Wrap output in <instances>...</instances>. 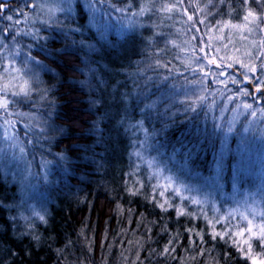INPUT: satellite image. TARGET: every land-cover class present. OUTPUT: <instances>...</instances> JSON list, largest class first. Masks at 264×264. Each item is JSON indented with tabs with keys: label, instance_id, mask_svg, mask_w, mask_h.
I'll return each instance as SVG.
<instances>
[{
	"label": "rangeland",
	"instance_id": "374dc122",
	"mask_svg": "<svg viewBox=\"0 0 264 264\" xmlns=\"http://www.w3.org/2000/svg\"><path fill=\"white\" fill-rule=\"evenodd\" d=\"M4 2H7L9 8L12 9L8 14L13 15V19H18L21 23L15 24L3 19L0 20V27L7 25L10 31L19 30L21 33L30 30L35 32L40 29L42 35L49 37L46 42L41 41V43L46 44L48 57L58 52V49L65 47L70 52L84 58L86 76L81 81L84 97L91 105H93L92 101L96 100V104L101 110L98 114L92 115L93 123L81 141L82 148L71 145L63 149L57 145L61 139L68 137L69 134L63 130V134L57 133L55 135V139L50 144V152L52 154L63 153L67 158V163L60 168L52 167L48 176L49 183H41L36 189H32L21 183L22 176L19 174L15 180L12 176L0 174V187L3 188V194L6 193V196L3 197L0 189V238L4 235L3 232L7 227L13 231L12 235L10 234L11 237L15 239L16 235L17 240H19L21 233L25 232L29 235L22 236L31 238L45 233L49 234L48 231L55 228L52 226L54 210L60 205L61 207H73L72 209L77 210L87 205L88 202L91 203L92 200L108 196L112 204V213L106 219L101 243L97 245L93 232L81 238L82 244L75 236L73 237L75 239L73 244L65 246L61 244L63 247L57 248L54 246L52 249L54 255L45 258L46 260L42 259L41 264H81V261L83 264H102L103 260L106 264H141V261L143 264H250V261L237 251L231 241L225 244L219 237L216 240L211 238L212 228L207 220L199 214V208L196 205L189 206L190 211L197 212L196 219L181 216L177 220L173 210L170 209L166 213L161 212L159 208L153 210V205L145 199L146 196H151V184L155 183L154 179H150L152 173L160 169L162 175L174 174L184 183L193 186L194 191L185 192L184 195L207 200L204 205V212L207 214L208 220L222 215L226 216L227 213L231 212L233 216L228 217L231 224H241L246 228L247 221L240 219L241 213L248 215L249 219H253L249 211L250 208L255 207L257 212L264 211V191H262L264 189V117L258 113L257 117L254 118L249 111H245L242 107L244 102H248L252 103L255 109H264V102L256 104L249 97L239 95V88L254 91L252 85L240 83L238 87L237 84L231 82V79L243 81L241 73H244L246 69L240 66L241 63L250 66L252 64L259 65L261 60H257L255 57L264 52V47L261 46L264 42V32L257 30L250 33L248 31L243 20L244 7L234 0L233 8L224 7L220 11L214 9L215 14L209 15L208 9L205 7L207 0H182L179 7L173 9L170 14L148 12L144 16H133L131 12L139 11L142 3L147 5L150 2V0H134L135 9H130L128 14L113 13L114 18L109 21L112 27L108 33V43L101 47L97 43L96 28L90 26L86 12L76 9L75 0L72 5L74 12L71 22L65 21L64 14L55 10L57 0H4ZM164 2L171 5L177 3V0H157L156 6L159 7L160 3ZM114 3L120 7L126 5L124 0H114ZM25 4H34L36 7H25ZM190 6L194 9L193 19L199 23L201 20L204 21V23L199 24V30L201 36H204L202 40L207 38L211 53L207 52L208 47L206 46H202L200 49L201 45L199 44L198 49L196 48L191 56L190 47L186 43L178 41L179 33L184 29L183 25L186 22L185 10ZM21 9H23L24 15H15ZM167 14L171 16V19L165 17ZM25 15L27 20H25ZM76 25H79L82 31L71 34L67 38L60 31L63 26H66L64 28L66 31L67 27H75ZM233 25H240L241 27L237 28ZM121 31H123V35L120 34ZM0 40H4L2 35H0ZM29 40L28 36L22 34L17 37L16 41L10 38L5 40L8 47L0 46V86L17 75L10 71L5 73L4 67L10 66L13 61L17 68L21 67L20 57H14L12 53L15 49L26 48ZM81 40H84L85 44L93 45L96 51L89 53L87 48L81 50ZM202 40L201 43H205V40L203 42ZM32 43L35 44V41ZM151 45L158 48L160 55L165 50L170 53L163 55L173 57L178 63L180 61L185 62L186 68L192 71L193 79L190 81L191 84L184 81L186 88L183 90L190 89L189 96L192 98H195L193 93L206 96L205 104L211 105L206 125L209 138L206 143L203 141L202 147L194 152L189 164L192 172L199 173L200 177L215 175L214 171L210 169L215 168L214 159L220 150L222 133L217 130L216 135H212L214 131L212 127L213 117L216 118V123L225 126L235 118V128L241 130V135L250 137V151L243 158L241 165L243 171L237 182L236 191L233 190L231 177L233 166L241 160V157L236 154L240 144V136L236 134L235 130L228 136V146L231 152L225 156L224 160L222 191L201 187L203 182L194 176H184L175 170L168 171V169H173V165L166 161V156L171 153L172 146L180 148L177 139L181 135L177 131L173 144H170L172 140L170 133L166 132L164 133L166 135H161L158 129L153 128V119L151 122L145 121L147 125L144 126L159 133L156 137L157 140L168 145L167 148L162 149L166 155L157 156L151 148L141 149L144 159H138L133 155L136 148L131 143L132 137L126 134L124 127L120 125L121 118L129 115L124 111L126 101L123 97L125 93L131 96L137 91L136 89L131 90L134 73L140 58L145 54L143 50ZM158 50L154 49L155 52L150 51V54H156ZM32 52L37 59L45 57L35 47ZM192 59L196 60L195 67L191 63ZM208 59H214L215 63L209 65ZM217 64L223 65V67H217ZM229 64L232 66L227 67ZM120 67L123 70L119 69ZM201 68L203 71L200 70ZM205 72L209 74L205 76ZM221 72H224L225 75H220ZM39 76L43 81V86L51 88L53 84L52 74L41 70ZM12 82L20 83L19 80ZM115 84L117 87L110 89ZM97 85L101 86L97 87ZM230 96L232 97L231 101L228 100ZM238 105L241 106L238 107ZM28 107L22 106L18 110L27 112L30 110ZM205 110L207 111V109ZM182 115L183 113H181ZM191 115V113L188 114V116ZM133 116L138 117L136 114L128 116L129 123L133 122ZM9 119L18 121L15 127L16 133L20 140L26 144L27 137L24 135L25 122L23 119L17 116L9 117ZM186 121L182 120L180 123ZM200 121L203 122L202 115ZM249 122H251L249 131L244 132L243 129L249 127ZM94 125L98 130L93 129ZM203 127H205L204 124ZM0 133H2V129H0ZM140 136L143 139V133H140ZM210 139L212 142L209 146L208 141ZM111 152H116L117 162L130 161L133 158L135 166L139 165L135 169L136 180L139 179L143 182L142 191L147 190V192H142L141 198L139 195L135 197L127 195L124 185L123 189L120 190V185L125 178L121 175L123 164H116L114 168L112 167V172H109L110 167L105 168L112 157ZM196 154L200 156H198L199 159L196 158ZM32 155L35 156L33 171H39L37 166L41 160L40 152L32 150ZM32 155H29L28 159H32ZM153 157L157 158L153 161ZM48 158L52 159V156L49 155ZM176 159L183 162V158L179 154ZM148 161H153L151 169L148 167ZM107 180L109 181L108 184ZM104 183H106L105 186H103ZM166 195H171V193H166ZM179 200L180 198L177 196L172 202L178 203ZM253 201L256 202L255 205ZM184 203L188 204V201L185 200ZM117 204L121 206L120 209L117 208ZM33 208L39 212H46L47 223H42L31 216ZM129 208L134 209L131 214H129ZM141 213L144 214L143 217H141ZM12 216L17 218L15 223L11 220ZM23 217H30V219L25 220ZM33 220H35L34 224L32 223ZM152 221H156V223H152ZM261 222L259 215L253 220L254 225ZM161 225H167L168 231H162ZM149 227L151 228L150 232L148 231ZM187 227H194L196 231L201 232L204 236V243H201L198 237L193 236L195 245H190L189 233L185 230ZM215 228L218 231L223 230L225 224L223 222L216 223ZM253 230L257 231L256 228ZM231 231H239V229H229V232ZM173 237H177L174 252L165 256L152 253V249H156L157 252L161 251L166 242ZM247 237V232L238 237V241L245 251H247V245L243 241ZM251 243L253 244V253L260 252L257 247L259 241L253 239ZM58 249L62 251L58 252ZM225 252L228 253L227 258ZM9 254L11 256L0 255V264H16V261H19L18 258H22L17 250L13 253L9 252ZM137 255H139V259H137ZM260 258L257 256L258 260ZM104 262L103 264H105Z\"/></svg>",
	"mask_w": 264,
	"mask_h": 264
},
{
	"label": "snow or ice",
	"instance_id": "6c2138e0",
	"mask_svg": "<svg viewBox=\"0 0 264 264\" xmlns=\"http://www.w3.org/2000/svg\"><path fill=\"white\" fill-rule=\"evenodd\" d=\"M73 2L74 0H57L55 10H58L64 14L65 21H73ZM239 2L242 7L245 9V14L243 20L245 21V26L248 27V31L251 33L253 31L259 30L264 32V0H236ZM182 3V0H177V3L169 5L168 3H160V6L157 7V0H150L149 4H141L139 11L131 12L133 16H144L148 12L153 13H171L173 9L179 7V4ZM36 7V5L25 4V7ZM76 9H79L83 12H86L88 19L90 21V26L96 28L98 41L97 43L103 47L108 43V33L112 25L109 23L114 17L113 13L128 14L131 8V4L126 7L117 6L114 3V0H75ZM205 7L208 9L209 15H214V9L217 11L222 10L224 7L233 8L234 0H207ZM54 11L53 9H49ZM12 9L9 8L7 2L0 0V20L6 19L15 24H20V20H14L13 15L8 14ZM230 14V13H229ZM15 15H24L23 9L19 12H16ZM167 18L171 19L169 15ZM118 19V18H117ZM25 20L27 16L25 15ZM188 20L192 21L193 17L188 16ZM200 23H204L203 20ZM195 26V22H193ZM61 27V33L67 38L69 35L81 32L82 29L79 25L75 27H67L65 31ZM123 28V26H121ZM233 27H241L240 25H233ZM25 35L30 38L29 43H27L26 48L15 49L12 53L14 57H20L19 63L21 64L20 68L15 66L13 61L10 66L4 67V72L16 73L17 75L12 77V80L4 83L0 86V174L4 176H12L15 180L17 174L22 176L21 183L26 184L32 189H36L37 186L41 183H49V173L53 166L60 168L63 164L67 163V158L63 153L52 154L50 152V144L55 139L57 133L63 134V130L56 126L55 121L52 119L55 114V103L54 100L50 98L52 89L43 86V81L40 79L39 72L41 70L50 72L51 69L44 64L42 60L37 59L36 55L33 54L32 49L35 47L39 53H42L46 58L49 53L46 48L45 43L41 41H47L48 36L42 35L41 30L37 29L35 32L28 31L21 33L17 30L12 32L9 30L7 25L0 27V35L4 37V40H0V46L8 47V44L5 42L7 39L16 41L17 37L20 35ZM123 35V31L120 32ZM160 35V34H156ZM35 41V44L32 43ZM17 43H20L17 41ZM75 44V41H73ZM262 47H264V42H262ZM81 50L87 48L89 53L95 52L96 48L93 45L85 44L84 40L80 41ZM65 54H69L65 52ZM159 50L156 52V56L159 57ZM207 58V57H205ZM257 60H261L259 65L252 64L251 66L245 63H241V67L245 68L246 71L241 73L243 75V81H238L237 79H231L233 84H237L239 87L240 83H247L252 85L253 90L246 88H239V95L244 97H249L256 104H261L264 102V52H261L255 57ZM5 59H7L5 57ZM215 63L214 59H208V64L211 65ZM217 67H223V65L217 64ZM229 64L227 67H231ZM148 67H153L151 64ZM166 68L167 65L162 63L157 59L155 63V68ZM153 68V70H155ZM171 71V69H167ZM203 71V69H200ZM140 76H144V72L141 71ZM209 73L205 72L204 75L207 76ZM220 75H225L224 72L219 73ZM19 80L20 83L16 84L12 81ZM190 84L192 82H189ZM101 85H97L100 87ZM106 86V85H104ZM138 90L134 94H124V101H127L129 98L140 107L141 119L131 122L125 126V117H122L120 120V125L124 127L126 134L132 137L131 143L136 151L133 153L138 159H144L143 152L141 149L151 148L157 156H165L166 153L162 151L168 147L166 143H161L157 140V135L155 130H149L145 128V121L151 122L153 115L155 118L160 119L165 123V126H168V122L175 124L176 119L181 113L187 117L185 133L177 139V143L180 144V148L172 146L171 153L167 154L166 161L171 162L173 169H168V171L179 172L184 176H194L201 180L203 183L201 187H209L214 190L223 189V184L221 181L224 179V160L225 156L231 152L230 147L228 146V136L234 130L238 136H240V144L236 150V154L241 157V160L238 161L233 166V174L231 177L233 190L236 191V185L240 179L241 173L243 171L242 163L243 158L246 153L250 151L249 139L250 137H245L241 135V130L235 128L236 119L229 121L227 126L223 124H218L215 122L216 118L213 117L212 127L214 129L212 135H216L217 130L219 133H222V139L220 143V150L214 159L215 168L210 169L214 171L215 175L209 177H200L199 173H194L190 170L189 164L192 160L193 154L199 147H202L201 140L207 141L209 135L207 133V122L209 119V111L211 110V105H206L205 100L206 96L200 94L197 95L193 93L195 98L189 96V91L184 90L181 92L176 89L175 85L169 83V77L167 75L163 76L162 79L157 80L154 77H147L143 87L139 86L137 83ZM155 96L156 99L153 100L152 97ZM180 96H183L184 99H179ZM228 100L231 101L232 97H228ZM93 104H96L97 101L93 100ZM183 105V107H177V105ZM22 106H29L30 110L27 112L19 111L18 109ZM241 105H238L240 107ZM242 107L245 111H249L252 117H257L258 113L261 117H264V109H255L252 103L244 102ZM175 109V111H173ZM207 109V111L205 110ZM223 111V109H222ZM191 113V117H188V114ZM201 115L203 116V123L205 127L201 129L200 121ZM17 116L23 119L24 123V135L27 137L26 144L20 140L18 134L16 133L15 127L18 121L9 119V117ZM251 126L249 122V127L243 129L244 132H248ZM94 130H98L96 126H93ZM140 133H143V139H141ZM191 145V147H188ZM187 149V151H184ZM32 150H38L40 152L41 160L37 166L39 171H33V161L35 156L32 155ZM181 155L183 162L177 160V155ZM32 155V159H28V156ZM51 155L52 159H49L48 156ZM157 157H153V161ZM153 161H148V167L151 169L153 167ZM137 168L139 165L136 166ZM167 167V165H165ZM132 173H129L130 180H126L125 191L130 196L141 195V189L144 187V184L141 180L137 179L131 181ZM155 183L151 184L152 194L150 197L146 196L145 199L153 205V210L159 208L161 212H169L173 210L176 214L177 220L181 216H188L191 219L197 218L196 211H190V205H196L199 208V214L207 220L208 224L212 228L211 238L216 240L219 237L220 240L224 241L225 244L232 242V245L236 247L237 251L241 253L247 260L250 261V264H264V211L257 212L255 207L249 209L252 214L253 219H249L248 215L241 213L240 219L247 221V227L245 228L241 224L232 225L228 217H232L233 213L229 212L227 215H222L219 217H214L212 220H208L207 214L204 212V205L207 203V200H201L191 195H184L185 192L191 193L194 191V188L190 184L184 183L179 177L173 175L164 176L162 175V170L157 169L152 173V177ZM35 181V183H33ZM131 181V182H130ZM139 185V187H137ZM264 191V189H262ZM166 193H171V195H166ZM179 196L180 200L178 203H173L172 201ZM187 200L188 204H185L184 201ZM26 203V201H23ZM255 201L253 204L255 205ZM11 207V206H9ZM117 208L120 209L121 206L117 204ZM121 211H123L121 209ZM129 214L134 211V209L129 208ZM143 217V213L140 214ZM259 215L261 217V223L253 224L255 217ZM31 216H34L36 220H39L42 223H47L46 212L36 211L32 209ZM25 220H29L30 217H23ZM16 217L12 216L11 220L13 223L16 222ZM223 222L225 228L223 230H216L215 224ZM35 223V220L32 221ZM156 223V221H152ZM239 229V231H231L229 229ZM256 228L257 231L253 229ZM162 231H168L167 225H161ZM189 233V243L190 245H195V240L193 236L198 237L201 243H204V236L201 232L196 231L194 227H187L185 229ZM148 231H151V228H148ZM248 233V237L243 241L247 245V251L243 249L238 237L243 236L244 233ZM21 235H29V233H21ZM34 240H39V237L33 236ZM256 239L259 241L257 247L260 249V252L253 253V244L251 241ZM177 237L169 239L163 249L159 252L156 249H152V253L159 256L170 255L174 252L175 242ZM70 243V242H69ZM58 252L62 251L61 249L57 250ZM257 256L261 258L258 260ZM225 257H228V253L225 252ZM139 259V255H137ZM81 264L83 262L81 261ZM141 264L143 262L141 261Z\"/></svg>",
	"mask_w": 264,
	"mask_h": 264
},
{
	"label": "trees",
	"instance_id": "16d2710c",
	"mask_svg": "<svg viewBox=\"0 0 264 264\" xmlns=\"http://www.w3.org/2000/svg\"><path fill=\"white\" fill-rule=\"evenodd\" d=\"M124 1L126 4L125 7L131 4L130 9H135V5L133 4L134 0ZM193 10L194 9L191 6L187 7L185 10L184 18L186 22L183 25L184 29L181 31V33H179L180 36L178 41L184 42L190 47L191 56L194 51H196V48L198 49L199 44L201 45L200 49L202 46H206L208 47L207 52L211 53L209 49L210 45L207 44V38L203 39L205 40V43H201V40L204 38V36H201L199 30L200 23L195 19L192 21L188 20L189 15L192 17L194 16L192 14ZM168 16L169 14L165 15V17ZM193 22H195V26H193ZM154 49L158 50V48H155V46L151 45L143 50L145 54L142 55L139 60L138 67L134 73V78L131 83V90H138L137 83H139L140 87H143L147 77H154L159 80L162 79L163 76L167 75L169 77V83L171 85H175L176 89L183 92V88H186L184 81L187 83L193 79L192 71L186 68L185 62L182 63L180 61L178 63V61L173 59V57L163 55L170 52L164 50L161 52L159 57H157L156 54H150V51L155 52ZM58 50L59 51L53 53L51 57L49 56L47 58H39V60H42L44 64L47 65L49 69H51L50 73L52 74L51 79H53V84L51 86L52 91L50 98L53 99L55 103V114L53 115L52 119L55 121L56 126L69 134L68 137L61 139L57 146L60 145V147L63 149L70 147L71 145L81 146L82 148L83 144H81V141L85 138L93 123L92 115L98 114L101 109L97 104L91 105L90 102L85 100L83 89L81 87V81H83L86 76L84 58H81V55L70 52V50L65 47H62ZM65 52L69 54H65ZM157 59L166 64L167 67L155 68ZM195 62L196 60L192 59L191 63L194 65V67ZM149 64H151L153 67H148ZM153 68H155V70H153ZM119 69L123 70L122 67ZM167 69H171V71H168ZM141 71L144 72L143 77L139 74ZM116 87L117 84L111 86L110 89H115ZM152 99L155 100L156 97L153 96ZM179 99H184V97L180 96ZM140 107H143V105L138 107L133 99L130 101L129 98L126 101V108L124 111L129 114L127 117L131 116L132 114L138 115L137 118L133 116V122L141 119ZM177 107H183V105L178 104ZM173 111H175V109H173ZM127 117H125V126H127V124L130 122L128 120L129 118ZM174 119H176V123L173 124L171 121H169L168 126L166 127L163 121L155 118V114L153 115V128L155 130L158 129L160 131L159 133L163 136L166 135L164 133L169 132L172 136L170 144H173L177 131L180 132V135L185 133L186 122H180L182 120H187V117L184 115L181 116L180 114L178 118ZM198 123L200 124L201 129H203L204 123L202 121H199ZM203 141L204 140L202 139L201 143ZM211 142L212 141L210 139L208 141L209 146ZM115 153L116 152H111L112 157L110 161H108L107 165H105V168L110 167L109 172H112V167L114 168L116 164L124 165L121 171L123 173L121 175L125 178L123 183L120 185L121 190V188L125 186L124 182L126 180H130L129 173H132L131 179L134 178L136 180V166L134 163H130L129 161L125 160L124 162H117L118 158ZM198 156L199 155L196 154L197 159L200 157ZM108 182L109 181L107 180V184ZM105 185L106 183L103 184V186ZM2 190L3 188L1 189V194H3ZM4 196H6V193L3 194V197ZM72 208L73 207L67 206L61 207V205L57 207V209L54 210L55 213L52 220V226H55V228L51 231H48L49 234L45 233L44 235H37L39 240H34L31 237H24L22 235H20L19 240H17L16 235V238L14 239L11 237L13 231L7 227V229L3 232L4 235L0 238V255L4 254L5 256H8L10 255L9 252L13 253L17 250L20 255H22V258L19 257V261H16V264H41V262H43L42 259L46 260L45 258H49L54 255L52 251L54 246L57 248L60 247L61 244L64 246L67 244H73L75 243V239H73L75 236L80 241L79 243L82 244L83 241L81 238L85 235H89L91 232H93L95 235V241L97 245H99L102 241L105 230L106 219L112 213V204L110 203L108 196H105V198L102 197L97 200H92L91 203L88 202L87 205L82 206L77 210ZM103 262L104 260L102 261V264ZM104 263L106 264V262Z\"/></svg>",
	"mask_w": 264,
	"mask_h": 264
},
{
	"label": "bare ground",
	"instance_id": "6f19581e",
	"mask_svg": "<svg viewBox=\"0 0 264 264\" xmlns=\"http://www.w3.org/2000/svg\"><path fill=\"white\" fill-rule=\"evenodd\" d=\"M129 162H130V163H134V164H135V162H134V159H133V158H132V159H131ZM134 180H135L134 178H132V179H131V181H134ZM142 192H143V193H144V192H147V190H143V191H142V189H141V193H142ZM127 195H128V194H127ZM139 196H140V198H141V195H139Z\"/></svg>",
	"mask_w": 264,
	"mask_h": 264
}]
</instances>
